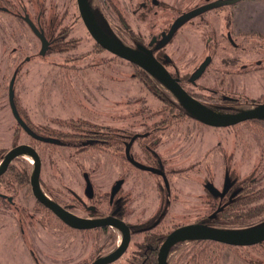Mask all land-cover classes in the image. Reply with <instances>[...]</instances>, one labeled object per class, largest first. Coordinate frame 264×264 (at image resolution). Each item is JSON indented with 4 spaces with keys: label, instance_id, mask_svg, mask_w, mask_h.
Instances as JSON below:
<instances>
[{
    "label": "rangeland",
    "instance_id": "374dc122",
    "mask_svg": "<svg viewBox=\"0 0 264 264\" xmlns=\"http://www.w3.org/2000/svg\"><path fill=\"white\" fill-rule=\"evenodd\" d=\"M144 1L148 2L89 0L115 37L132 47L137 42L148 45L180 15L213 0H161L163 10L157 13L143 8ZM0 6V164L13 145L35 146L43 186L61 201L75 198L73 194L86 198L80 166L101 190L110 191L117 179L124 178L128 219L144 221L164 208L157 229L163 234L212 213L216 207L205 185L212 182L221 189L228 169L238 184L248 183V203L242 202L239 216L219 222L241 229L264 220V121L215 127L186 115L180 106L168 110L166 94L179 105L177 98L150 73L101 47L85 26L77 0H0ZM26 15L45 28L50 47L44 55ZM244 32L250 37H243ZM229 33L236 44L229 40ZM156 55L169 56L167 68L186 78L185 88L198 99L227 106L223 113L264 103V0H241L198 14L181 25ZM206 56L212 59L201 78L194 83L187 80ZM13 77L21 114L46 135H55L54 130L71 134L76 126L87 125L132 134L151 131L167 118V125L157 129L156 152L166 164L168 196L162 176L139 170L123 158L124 145L79 152L75 147L32 139L10 105ZM224 95L235 100L221 104ZM134 153L138 160L145 157L137 144ZM11 165L34 170L30 154L17 157ZM0 192L13 198L12 202L0 198V264H90L116 249L123 239L113 229L97 235L70 229L45 215L36 207L31 185L17 187L15 192L0 184ZM144 237L134 234L127 251L112 264H132ZM169 263L264 264V242L233 246L185 240L171 248Z\"/></svg>",
    "mask_w": 264,
    "mask_h": 264
},
{
    "label": "water",
    "instance_id": "95a60500",
    "mask_svg": "<svg viewBox=\"0 0 264 264\" xmlns=\"http://www.w3.org/2000/svg\"><path fill=\"white\" fill-rule=\"evenodd\" d=\"M241 0H213L206 4H202L189 12L180 15L171 25L168 31L162 33V39L158 43L157 48L164 47L170 39L174 36L177 29L183 25L185 22L191 18L197 16L198 14L204 13L213 8L234 4ZM78 8L82 20L90 32L91 36L95 41L104 49L114 53L115 55L124 58L135 65L141 67L152 76H154L158 81H160L182 104V106L187 110V112L198 119L199 121L215 126V127H229L236 125L238 123L248 121V120H264V103L257 105L256 107L234 112V113H223L208 107L199 101L195 96L189 93L185 87L180 83L167 68V66L158 59L149 47L138 45V49L129 46L118 38L111 36L98 22L93 8L89 0H77ZM24 19L28 22L29 26L33 32L40 38L42 42L41 54H46L50 42L45 35L43 29L39 28L36 23L26 15ZM157 41V37H154L151 44ZM211 56H208L198 67V69L193 73L191 80L195 81L202 76L205 72L207 66L211 62ZM15 77L10 81L9 85V100L12 111L15 118L18 120L19 124L32 136L39 138L40 140L57 143L58 139L53 137H44L37 135L21 118L16 102H15ZM136 136L132 138L131 142L127 145V159L135 166L141 169L160 173L163 175L164 181L169 185V181L165 172L160 169L147 166L139 161H137L131 154L130 148L132 142L135 140ZM30 154L33 157L34 170L31 178L32 191L35 197L51 208L59 217H61L65 222L77 228H91L97 226H114L122 230L124 234V240L122 244L112 253L105 255L103 257L97 258L93 264H110L116 261L128 248L130 242V228L123 220L115 217H105L100 219H85L76 216L75 214L67 211L61 205L50 199L42 190L40 185V173H41V158L37 150L27 143L17 144L12 147L5 155L1 165H0V176L3 175L8 169L9 165L13 160L19 156ZM123 179L116 182L113 188L112 195H114L122 186ZM231 186V180L226 173L225 182L223 189L220 190L212 182L207 184V188L214 194L219 196H224ZM89 190L92 188L91 183L88 185ZM237 193V192H234ZM2 195V194H0ZM12 199V197H9ZM221 208H219L220 210ZM187 239H208L217 242H221L233 246H250L258 243L264 242V224L255 226L248 229H230V228H217L207 226L201 223H190L186 225L179 226L171 231L164 242L162 243L159 255L158 264H168V253L173 244L181 240Z\"/></svg>",
    "mask_w": 264,
    "mask_h": 264
},
{
    "label": "flooded vegetation",
    "instance_id": "af4514ba",
    "mask_svg": "<svg viewBox=\"0 0 264 264\" xmlns=\"http://www.w3.org/2000/svg\"><path fill=\"white\" fill-rule=\"evenodd\" d=\"M163 3H164V1H161V0H148V2H146V1L142 2L141 5H142L143 8H145L147 10L149 9V10L152 11L153 9H155V11H156L155 13H157L160 9L163 10V8H162V4ZM159 6H161V7H159ZM1 7H3V6H0V8ZM38 25H40V24H38ZM259 29L260 28L258 27L255 30H259ZM164 31H167V30H163L161 32V34L154 35L152 37V39L150 40V42L148 43V45L144 44L143 42H137L135 44V46H133V47L136 48V49H138V45H143V46L149 47V49L152 50L154 55L158 59H160L166 66H168V65H170V59H169L168 55H165L163 59H162V57H159V56L156 55V53L158 51L162 50V48H164L169 43L168 42L162 48H157L158 43L162 39V33ZM245 33H248V32H244V35H242V36L246 37V38H249L250 36L248 34H245ZM254 33L255 32L253 31V33L250 34V35H253ZM154 37H157V41H155V42H153L151 44V42H152ZM228 37H229V40L233 44H236L234 42L233 38H232V34L231 33L228 34ZM246 41H248V39ZM207 57L208 56H206V58ZM260 61L261 60H259L258 63H260ZM201 63H200V65H201ZM197 69L198 68H196V70ZM172 74L177 79H179L180 83L185 87L184 83L186 81L185 80L186 78L181 77V76H179L176 73L175 74L172 73ZM192 75L188 76V78H187V80H189L192 83L196 82L197 80H199L201 78L200 77L197 80L192 81L191 80ZM188 92L191 93L190 91H188ZM225 98H227V99H225ZM222 99H223V101H222L221 104H225V105H227L229 102L235 100L233 98L229 99V97L227 95H224L222 97ZM198 100L201 101L203 104L207 105L208 107H210L212 109H215L217 111H222V112L225 111L226 112L228 110V108H224L225 106L218 105L217 109H216V106L213 105V102H211L212 104H210L206 100H203V99L202 100L198 99ZM225 100H227L229 102L226 103ZM15 102H16V99H15ZM257 105H259V104H257ZM16 106H17V102H16ZM256 106H254V107H256ZM17 109H18V112H19L20 110H19L18 106H17ZM182 110H183V112L186 115H189V116L193 117L192 115H190L187 112V110L185 108L182 109ZM19 114H20V112H19ZM20 116L24 120V122L26 123L25 118H23V115L20 114ZM193 118H195V117H193ZM166 119L167 118L161 119L159 121V123L154 125V128L151 131L150 130L136 131V132H134L132 134L130 132L123 133L120 130H114V131L112 129L107 130L105 128V126H102L101 128L98 127V128H93V129H90V127H91L90 125H87V126H76L77 130L74 131V132H71V134H69V135L72 136V137H74L75 134H80V133H82L83 135L80 136V138H78V136H77V138H74V140H71V141H68L67 138H69V137L65 136L66 133L59 132V131L57 132L56 130H54L56 132L55 135L54 134L46 135V134L42 133V131H39L40 129L34 128L33 126H30V125H28L26 123L37 135L44 136V137L56 138V139H58L57 143L46 142V141L40 140L39 138H36V137L30 135L19 124L18 120H17V122L21 126L22 130L26 131L29 134V136L32 139L36 140V141H39V142H42V143H45V144L56 145V146H57V144H62L63 145V142H66L64 145H67L69 147H75L74 145H76L77 147H75V148H77V150L79 152L87 151L90 148L92 149V147L89 146L90 144H93L92 146L97 145L98 146L97 150H99L98 148L103 149V148H108V147H117V148H119L120 146L124 145L125 146V154H124L123 158H125V160L128 163H130V165H132L133 167H135V168H137L139 170H142V171H147V170L139 168L138 166L133 165L127 159V145L131 142L132 138L136 136L135 140L131 144L130 154L137 161H139V162H141V163H143V164H145L147 166H151V167L160 169L163 172H165L166 175H167L165 161L156 152V149L158 148V139H159V136H160V134L158 133L157 129L160 128V127H165L167 125L168 120H166ZM196 120H198V119H196ZM252 121H254V120H252ZM256 121H258V120H256ZM261 121H264V120H261ZM57 133L59 135H57ZM85 142L88 143V144L87 145L78 146L79 144H84ZM27 144H30V143H27ZM136 144L139 145V148L141 149V151L143 152V155L145 156L143 159H139L138 160L137 159L138 157H136V155L134 153V147H135ZM16 145H13L12 147H14ZM31 146H33V145H31ZM33 147L35 148V146H33ZM7 152L5 153V155L7 154ZM37 152H38V150H37ZM38 154H39V152H38ZM5 155L2 157V159H1L2 161H3L4 157H5ZM39 156H40V154H39ZM11 164L9 165L8 169L6 170V172L3 175L0 176V178L3 177V176H7L11 172H13V169H11L10 167L14 166V165H11ZM79 169L84 173V178L86 180V186L84 188V194H85L84 196H86L87 199L85 197H81L79 195H74L73 194V196L75 198L72 197V198H69V200H67V201H61L49 189L44 188L43 183H42V181L40 179V185H41V188H42L43 192L50 199H52L53 201H55L56 203L61 205L64 209H66L67 211L75 214L78 217L89 219V220L100 219V218H105V217H115V218H119V219L123 220L125 223H127V225L130 228L131 236H130L129 245L131 243L132 236L134 234H138V233L141 234L142 233V234L145 235L144 240L141 242L140 247L137 249V253H135L134 256H133L131 263L132 264H158V255H159V250H160V247H161L162 243L164 242V240L166 239L167 235L171 231H173L175 228H177L179 226H182V225H179V226L175 227L170 232H167L165 234H163L160 231H158L157 229H159V226H160L161 220H162L161 217L164 214V212L166 211L164 208L162 210L157 209L156 212L152 216H150V218L147 219V220L136 222V223H132L128 219V214L129 213H128L127 206H128L129 193L128 192H124V193L122 192V187H123V184L125 182V179L124 178H119V179L116 180V182L118 180H120V179H123L124 181H123V184L120 187V189L114 195H112V191H113L114 186L116 185V182H115V184H112L110 191L109 190H107V191L101 190L100 187H96L94 182H92L90 173L88 171H85L84 166H80ZM20 171H22V172L26 171V173L29 175V182H25L24 181L25 177H23V179H21L22 181L21 180H16V178H14L15 181L12 182V183H9V182L7 183L5 181L4 182L0 181V184L4 185L5 188L8 189V190L9 189L15 190V192L17 190V187H22L24 185H26V186L31 185V178H32L31 176H32L33 172H31V170L29 171L28 167L21 168ZM228 171L229 170L227 169L226 173H228V175L230 177L231 186H230L229 190L227 191V193L223 197L219 196V195H214L207 188V184L209 182L206 183L205 187L208 190L209 194L211 195L213 206H215L216 209L214 208L213 209L214 211L212 213L207 214L206 216H203V217L199 218L198 220H196L193 223H201V224H204V225H207V226L217 227V228L218 227L219 228H229V227H224L223 223L219 222L220 219L218 218V215H217L216 211L219 208H221L220 210H223V209L226 210L231 205H233L234 200L238 199V197L244 192V190H247L249 186H248V183L246 181H244L241 184H238V182H237L238 179L232 178V176L230 175V171L229 172ZM147 172H149V171H147ZM150 172L154 173L152 171H150ZM155 174H158V173L155 172ZM158 175L162 176V178H163V175H161L160 173ZM167 178H168V176H167ZM163 180H164V178H163ZM89 183H91V185H92V188L90 190L88 188ZM164 183H165V181H164ZM14 184H17V185L15 186ZM223 186H224V183H223ZM165 187H166L165 189H166V193H167V196H168L169 186H167L166 183H165ZM222 189H223V187L220 190H222ZM31 190H32V185H31ZM163 190H164V188H163ZM234 192H237V193H234ZM32 193H33V191H32ZM0 194H2V195H0V198H2L3 200L7 199L10 202L13 201V198L9 199V197H7L4 193L0 192ZM33 195H34V193H33ZM34 197H35V195H34ZM35 199H36V207H37V209H39L40 211H43L44 214L48 215L49 217L57 218L60 222L64 223L70 229H75V230H79V231H94L97 235H99L100 232H104V233L110 232V231H112V229H113V231L114 230L118 231L119 233L122 234L123 239H122V241L119 242L117 248L122 244V242L124 240V234H123L122 230H120L119 228L114 227V226H97V227L83 228V229L74 227V226L70 225L69 223L65 222L51 208H49L43 202L38 200L36 197H35ZM78 210H81V211H78ZM188 224H190V223H188ZM184 225H186V224H184ZM187 240H204V241H209L210 244L213 243V240H208V239H187ZM183 241H185V240H181V241L176 242L175 244H173L171 246V248L176 246V245L181 244ZM214 242H217V241H214ZM129 245H128V247H129ZM171 248H170V250H171ZM116 249H114L112 252H114ZM127 249H126V251H127ZM170 250H169V253H168V256H167L168 257L167 258L168 259V264H170L169 263ZM112 252H110V253H112ZM110 253H108V254H110ZM123 254L117 260H119L123 256ZM105 255H107V254H105ZM105 255H103V256H105ZM103 256H101V257H103ZM97 258H99V257H96V258L92 259L90 264H93V262ZM116 261H114L112 263H115ZM112 263H110V264H112ZM37 264H40V262L37 261ZM83 264H89V262L86 261Z\"/></svg>",
    "mask_w": 264,
    "mask_h": 264
},
{
    "label": "trees",
    "instance_id": "16d2710c",
    "mask_svg": "<svg viewBox=\"0 0 264 264\" xmlns=\"http://www.w3.org/2000/svg\"><path fill=\"white\" fill-rule=\"evenodd\" d=\"M93 8V7H92ZM93 11H94V13H95V16H96V18H97V20H98V22H99V24L111 35V36H113V37H115V35L112 33V31L109 29V27H108V24H107V22L105 21V19H104V17H103V15H102V13H101V11L99 10V9H96V8H93ZM40 26V25H39ZM41 29H43L44 30V32H45V34H46V31H45V28H43L42 26L40 27ZM147 77L149 76L148 74H147V72H146V74H145ZM154 77V76H153ZM156 79V78H155ZM225 99H227V98H225ZM164 100H167L168 102H170V103H172V104H170V103H165V107L166 108H168V107H170V109H172V108H175V107H177V106H180V108L181 109H184L183 108V106L180 104V102L178 101V104L179 105H177V104H175L173 101H171L170 99H169V97H168V95L166 94V96H165V99ZM225 102L226 103H228L229 101H227V100H225ZM224 108H228L227 106L226 107H224ZM216 109H217V106H216ZM168 110H169V108H168ZM20 112V111H19ZM20 114H21V112H20ZM24 118V117H23ZM25 121H26V123L28 124V125H30V126H32L26 119H25ZM90 129H93L92 127H90ZM83 134L82 133H80V134H75L74 135V137H72V136H70L69 134H66L65 136H67V137H69V138H67L68 139V141H71V140H74V138H77V136H78V138H80V136H82ZM66 142H63V144H65ZM88 143H84V144H79L78 146H82V145H87ZM16 145V144H15ZM93 144H90L89 146L90 147H96L97 145H95V146H92ZM75 147H77L76 145H74ZM11 169H13V172H11L9 175H7V176H3V177H1L0 178V181H2V182H9V183H12V182H14L15 181V179L14 178H16V180H21V179H23V177H25V182H29V175L26 173V171H24V172H22V171H20V169H18L16 166H11L10 167ZM22 181V180H21ZM15 185V184H14ZM15 187V186H14ZM247 190H244V192L238 197V199H235L234 200V202H233V205H231L229 208H227L226 210H220L219 211V209H217V215H218V218L219 219H227L228 217H232L233 219L236 217V216H239L240 214H239V209L241 208V207H243L245 204H247L248 203V201H246L247 200V197H246V195H247V192H246ZM242 202H245V204H242ZM242 209V208H241ZM252 213V210H250V208H249V211H247V214L248 215H250ZM262 224H264V220H261V222H259V223H257V224H252V225H247V226H243V229H248V228H252V227H255V226H259V225H262ZM242 229V228H241Z\"/></svg>",
    "mask_w": 264,
    "mask_h": 264
}]
</instances>
